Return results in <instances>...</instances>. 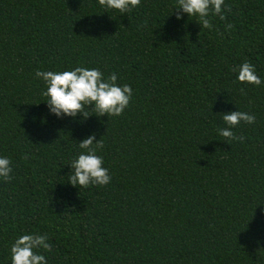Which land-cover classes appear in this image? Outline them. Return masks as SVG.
<instances>
[{
	"label": "trees",
	"instance_id": "16d2710c",
	"mask_svg": "<svg viewBox=\"0 0 264 264\" xmlns=\"http://www.w3.org/2000/svg\"><path fill=\"white\" fill-rule=\"evenodd\" d=\"M224 3L203 28L176 0H0V264L21 232L47 234L48 264H264V0ZM244 61L260 86L236 81ZM77 65L132 88L119 117L48 113L35 71ZM237 110L243 139L219 136ZM89 135L111 180L78 188Z\"/></svg>",
	"mask_w": 264,
	"mask_h": 264
},
{
	"label": "clouds",
	"instance_id": "9594fccd",
	"mask_svg": "<svg viewBox=\"0 0 264 264\" xmlns=\"http://www.w3.org/2000/svg\"><path fill=\"white\" fill-rule=\"evenodd\" d=\"M140 0H100L101 6L107 11L126 13L137 7ZM227 5L224 0H176L174 9L178 10L176 19L182 14L187 18L195 17L203 28H210L209 12L223 16ZM173 9V10H174ZM238 83L260 86L262 81L256 74L252 64L244 61L234 69ZM45 85L41 95L48 113L56 118H76L79 114L87 119L90 115L119 117L128 107L132 97V88L126 83H117V75L107 77L95 67L77 65L69 70H36L34 73ZM95 113V114H90ZM225 127L217 129L218 135L229 140H242L234 135L232 129L241 121L248 124L254 122V116L249 113L229 111L217 114ZM94 135L76 143L80 149L66 165L69 167L67 183L78 188L89 185H107L111 177L104 167L103 157L98 154L102 147L100 139L93 142ZM12 162L8 156L0 154V181L11 179ZM50 251L46 233L21 232L16 235L9 247L10 264H48L44 255Z\"/></svg>",
	"mask_w": 264,
	"mask_h": 264
}]
</instances>
